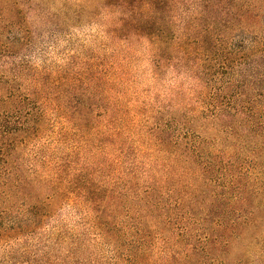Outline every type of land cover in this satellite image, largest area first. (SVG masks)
I'll use <instances>...</instances> for the list:
<instances>
[{"label": "trees", "instance_id": "16d2710c", "mask_svg": "<svg viewBox=\"0 0 264 264\" xmlns=\"http://www.w3.org/2000/svg\"><path fill=\"white\" fill-rule=\"evenodd\" d=\"M0 264H264V0H0Z\"/></svg>", "mask_w": 264, "mask_h": 264}, {"label": "rangeland", "instance_id": "374dc122", "mask_svg": "<svg viewBox=\"0 0 264 264\" xmlns=\"http://www.w3.org/2000/svg\"><path fill=\"white\" fill-rule=\"evenodd\" d=\"M63 50H65V46H63V45L60 46L59 48H56V50L51 49L50 55L52 57H54L55 59H60V57H61L60 55L63 52Z\"/></svg>", "mask_w": 264, "mask_h": 264}]
</instances>
